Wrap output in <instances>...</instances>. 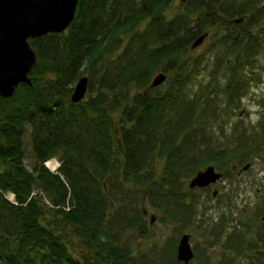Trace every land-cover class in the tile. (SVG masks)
Instances as JSON below:
<instances>
[{"label":"trees","instance_id":"16d2710c","mask_svg":"<svg viewBox=\"0 0 264 264\" xmlns=\"http://www.w3.org/2000/svg\"><path fill=\"white\" fill-rule=\"evenodd\" d=\"M174 1L80 0L65 32L30 39L38 55L32 84L0 97V264H136L115 228L123 221L142 234L147 228L109 200L119 181L184 217L193 210L185 185L201 167L246 165L263 153L264 125L261 133L244 132L232 150L214 145L207 126L217 86L225 110L243 96L260 48L258 0H187L191 7L170 18ZM239 17L245 20L236 23ZM218 26L217 68L208 90L198 88L206 96L192 93L206 60L192 58L191 45ZM89 68L99 86L86 75L89 94L73 103L72 86ZM155 71L167 80L144 92ZM28 131L32 168L25 163ZM55 155L62 165L53 173L45 161ZM171 257L170 264H185Z\"/></svg>","mask_w":264,"mask_h":264},{"label":"rangeland","instance_id":"374dc122","mask_svg":"<svg viewBox=\"0 0 264 264\" xmlns=\"http://www.w3.org/2000/svg\"><path fill=\"white\" fill-rule=\"evenodd\" d=\"M258 5L263 10L258 15L259 26L254 29V34L259 37L260 48L256 50L253 67L248 69L247 86L242 98H239L237 105L228 111L223 107L222 95L219 96L220 88L217 86L211 93L210 103L217 105L213 112L211 111L214 117L213 122L207 126L212 133L213 143L217 147L233 149L244 132L252 135L253 131L258 133L263 131L264 0H258ZM189 7L191 5L188 2L175 0L166 14L171 18L187 11ZM221 29L223 30V27L220 28V26L217 29H205L204 32H208V36L204 43L191 52L192 58L206 60L205 65L199 69L200 75L190 82L192 93L206 96V93L199 92L198 88L208 90L205 85L208 84L210 75L217 68L214 69L213 66L218 59L216 34ZM122 43L125 42L122 40ZM93 72L94 68H89L83 71L81 76L88 75L95 81ZM217 73L219 77L224 75L220 68ZM157 74L158 71H155L152 79ZM75 85L76 82L72 87L74 88ZM96 86L98 87L99 84L95 81ZM97 94L98 90L92 92L93 96ZM24 142L28 154L25 163L28 168H32L30 131L25 134ZM55 158L58 159V156L55 155L49 159L47 165L53 173L62 165V160L56 161ZM248 163H251V166L247 170H242L245 164L238 161L215 165L216 169L224 174L223 178L209 188L192 189L193 193L187 194L186 201H190L193 210L184 217L173 216L166 209L159 208L147 198H143L141 187L134 185L131 181H119L113 188L112 196H108L109 200L111 202L114 200L113 205L116 211L135 214L147 228V232L142 234L135 226L127 225L126 221L118 223L115 231L119 234V244L131 250L136 264H140L144 257L155 262L160 261V264H170L166 259L171 256L178 259V241L184 233L189 232L190 242L195 252V257L190 264H264V151L260 156H254ZM207 166L201 167L200 170H204ZM190 179L184 191H188ZM106 182L108 181L105 180L103 183ZM215 189L219 190L216 196L213 195ZM5 196L10 202L17 203L13 192H6ZM143 211L146 213L144 214ZM151 215L156 216L152 224L150 223Z\"/></svg>","mask_w":264,"mask_h":264},{"label":"water","instance_id":"95a60500","mask_svg":"<svg viewBox=\"0 0 264 264\" xmlns=\"http://www.w3.org/2000/svg\"><path fill=\"white\" fill-rule=\"evenodd\" d=\"M79 1L0 0V97L13 96L21 83L32 84L30 74L38 61V55L30 39L65 32L75 20ZM244 20L245 17H239L234 21L240 23ZM207 36L208 32H204L196 38L191 50L202 45ZM167 78L165 72L159 71L144 92L162 85ZM88 84V76L79 78L71 95L73 103H78L86 97ZM250 166L251 163H247L242 170H247ZM222 178L223 173L214 165H209L190 180L189 187L205 188ZM155 219L156 216L151 215L150 223ZM190 239L189 232L179 239L177 258L185 264H190L195 257Z\"/></svg>","mask_w":264,"mask_h":264},{"label":"flooded vegetation","instance_id":"af4514ba","mask_svg":"<svg viewBox=\"0 0 264 264\" xmlns=\"http://www.w3.org/2000/svg\"><path fill=\"white\" fill-rule=\"evenodd\" d=\"M223 176H224V174H223ZM213 185L214 184H212V185H210L208 187H205V188H198V189H206V188H209V187H211ZM218 193H219V190L218 189H215L214 192H213V195L216 196V195H218ZM178 244H179V241H178ZM177 251H178V245H177Z\"/></svg>","mask_w":264,"mask_h":264},{"label":"built area","instance_id":"2783aa9c","mask_svg":"<svg viewBox=\"0 0 264 264\" xmlns=\"http://www.w3.org/2000/svg\"><path fill=\"white\" fill-rule=\"evenodd\" d=\"M55 160L56 161H58V159L57 158H55ZM50 160H47L45 163H46V165H48V162H49ZM52 171V170H51Z\"/></svg>","mask_w":264,"mask_h":264}]
</instances>
